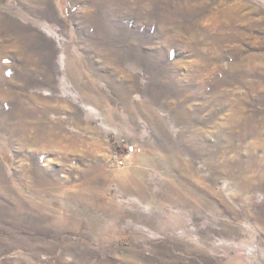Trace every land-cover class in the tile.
I'll return each mask as SVG.
<instances>
[{
  "label": "rangeland",
  "instance_id": "1",
  "mask_svg": "<svg viewBox=\"0 0 264 264\" xmlns=\"http://www.w3.org/2000/svg\"><path fill=\"white\" fill-rule=\"evenodd\" d=\"M0 264H264V0H0Z\"/></svg>",
  "mask_w": 264,
  "mask_h": 264
},
{
  "label": "built area",
  "instance_id": "2",
  "mask_svg": "<svg viewBox=\"0 0 264 264\" xmlns=\"http://www.w3.org/2000/svg\"><path fill=\"white\" fill-rule=\"evenodd\" d=\"M135 152V147L130 146L126 147L123 154H115L114 160L118 166L123 165L126 162V158L129 155H132Z\"/></svg>",
  "mask_w": 264,
  "mask_h": 264
}]
</instances>
